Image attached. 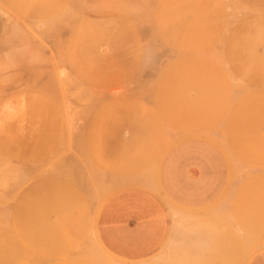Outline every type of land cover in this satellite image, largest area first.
I'll list each match as a JSON object with an SVG mask.
<instances>
[{
	"label": "rangeland",
	"instance_id": "1",
	"mask_svg": "<svg viewBox=\"0 0 264 264\" xmlns=\"http://www.w3.org/2000/svg\"><path fill=\"white\" fill-rule=\"evenodd\" d=\"M65 1L73 13L49 26L18 0H0V264H152L150 256L120 258L98 245L96 213L111 179L137 170L143 154L152 165L155 156L180 139H200L222 148L228 162L237 165L240 189L249 191L254 198L249 204L263 218L264 112L253 134L248 121L241 133L235 127L229 130L225 120L236 118L234 99L230 94L218 101L201 98L209 88L199 84L215 73L236 84L230 76L237 71L234 61L221 51L227 45L223 31L232 20L237 28L251 30L253 47L264 54V0ZM95 11L133 22L139 18L144 26L136 39L124 42L132 50L113 48L120 41H99L93 52L90 43L80 44L77 51L85 53L72 67L63 56L72 24H86L97 16ZM153 20L158 21L160 39L149 36ZM170 24L182 35L185 30L191 35L201 24L214 43L197 41L193 44L202 49L178 51L166 42ZM209 120L217 123H206ZM209 130L218 135L210 136ZM54 165L73 169L86 192L84 226L79 234L72 228L60 230L52 203L60 201L61 192L53 189V202H45L42 214L53 244L38 246L20 232L21 216L14 226V209ZM242 230L246 234L240 225L239 233ZM241 244L235 253L246 251V242Z\"/></svg>",
	"mask_w": 264,
	"mask_h": 264
},
{
	"label": "crops",
	"instance_id": "2",
	"mask_svg": "<svg viewBox=\"0 0 264 264\" xmlns=\"http://www.w3.org/2000/svg\"><path fill=\"white\" fill-rule=\"evenodd\" d=\"M18 3L35 18L47 21L49 26L59 25L64 16L67 17L70 11L73 13L71 4L65 0H18ZM96 14L86 24H72L71 38L65 42V50L63 48L64 60L72 67L76 57L85 53L77 51L80 44L90 43L93 52L99 41H120L113 48L129 50L132 46L124 42L136 39L144 26L139 18L133 22L111 12ZM232 21L223 31L222 40L227 45L221 51L234 61L237 71L231 72L230 76L236 84L231 86L227 79H220L215 73L212 80L207 78L199 84L202 89L209 88V93L200 97L218 101L230 94L235 101L236 118H228L225 125L229 130L235 127L241 133L248 121V129L253 134L264 112V54L253 47L251 30L237 28L236 22ZM172 26L168 27L166 42L178 51L202 49L203 46L193 44L197 41L214 43L208 39L201 24L191 35H187L186 30L183 35L177 34ZM158 32V21L153 20L149 36L160 39ZM212 48L213 45H209V49ZM220 88L227 93H222ZM206 123L204 125L210 126ZM209 132L210 136L218 135L212 130ZM121 154L118 153L119 160ZM147 157L143 154L138 158L140 167L137 170L126 171L118 179H111L112 187L96 213L95 230L102 243L98 242V245L120 258L150 256L152 264L155 260L161 264H264V216L258 215L253 204H249L254 198H249L246 188L240 189L234 172L237 165L228 162L222 148L200 139H180L155 156L152 165L146 163ZM103 175L104 179L108 176L105 169ZM42 176L44 179L35 183L14 209V226L21 216L23 229L20 232L25 238L32 237L38 246L51 244L48 239L51 238L50 226L42 214L45 202L49 199L53 202L49 196L53 189L61 192L60 201L52 205L58 212L57 224L64 233L72 228V232L79 234V229L84 226L82 213L87 197L73 169L65 165H54ZM240 225L246 234L243 230L239 233ZM9 226L11 229L10 221ZM30 226L31 235L28 233ZM243 241L248 253L245 250L235 253ZM25 242L29 243V240ZM94 242L97 244L95 238ZM52 264L87 263L62 260Z\"/></svg>",
	"mask_w": 264,
	"mask_h": 264
},
{
	"label": "bare ground",
	"instance_id": "3",
	"mask_svg": "<svg viewBox=\"0 0 264 264\" xmlns=\"http://www.w3.org/2000/svg\"><path fill=\"white\" fill-rule=\"evenodd\" d=\"M234 22V20L232 21V23Z\"/></svg>",
	"mask_w": 264,
	"mask_h": 264
}]
</instances>
